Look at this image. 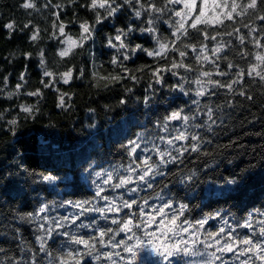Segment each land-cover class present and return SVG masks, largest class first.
Masks as SVG:
<instances>
[{"label": "snow or ice", "instance_id": "1", "mask_svg": "<svg viewBox=\"0 0 264 264\" xmlns=\"http://www.w3.org/2000/svg\"><path fill=\"white\" fill-rule=\"evenodd\" d=\"M22 7L36 9L35 0H25ZM44 7L56 10L52 13L55 17L52 27L56 31L50 38L57 40L60 45L56 55L61 61L83 48L85 41L92 39L98 24L118 18V14L130 10L133 22L117 28L116 34L107 38V46L115 50L110 60L113 72L101 75L93 71L91 79L97 87L103 81L102 87L108 89L129 80L137 85L147 76L149 84L143 103L148 107L157 91L154 85L163 86L166 79L164 74L169 73L178 78V83L169 87L184 95L193 91L187 85L196 86V99L191 100L195 108L189 109L190 114H186L185 108L180 107L168 112L162 119L150 122L159 132L168 133L166 136H148L145 129L119 144L127 156V163L99 170H94V165L89 164L85 171L93 177V195L90 198L65 200L59 204L46 201L34 211L24 214L14 212L12 221H18L19 224L14 226L11 221L8 223L12 233L9 239L17 242L18 251L23 255L9 256L8 250L0 246V264H139L143 253L154 258L152 264H264V210L252 209L242 220L235 222L219 211L192 220L188 218L192 211L189 203L178 200L167 184L159 185L157 182L158 177L169 175V165H184L186 157L191 158L196 154L192 162L197 164L201 157L213 156L215 149L208 151L205 147L212 144V140L195 130L205 129L215 135L213 126L218 124V120L220 125L224 123L222 117H217L223 106L217 105L214 109L208 104L201 105L200 97L213 96L216 94L215 89H223L227 94L253 101L254 97L244 87L245 77L251 78L252 83L258 81L264 86V0H84L82 4H78V0L55 4L52 0H46ZM66 7L87 9L94 19H80L74 13L73 18L65 22L61 16ZM245 17H250L246 23L243 22ZM135 21H140L143 26H138ZM255 21H260V25ZM161 23L168 25L167 36L162 35L158 28ZM68 24H78L80 32L77 38L66 31ZM28 26L24 25L25 28ZM4 27L11 34L15 26L8 23ZM244 29L247 31L244 32ZM136 31L147 34L155 46L145 48L141 44L131 45L129 39ZM220 37H235V41ZM39 39V29H35L29 40L35 42ZM205 41L212 42L211 46ZM246 44H251L253 50L246 49ZM228 49H232L246 66L228 59ZM138 52L151 58L153 63L141 64L136 68L127 67L125 62L131 61ZM190 55L194 63L186 62ZM24 56L30 58L31 53H24ZM38 56L43 89L55 88L57 83L69 85L73 80L85 76L84 69L78 70L79 75L75 74L73 68L62 73L48 70L45 50L41 49ZM219 60H224L227 69L233 71L222 70L217 62ZM206 64L211 65L213 71L204 70ZM179 69L185 73L195 72L196 78L189 79ZM213 75L229 77V80L213 79ZM19 81L14 90L7 91L9 78L4 76L0 97L7 100L20 95L43 98L42 88L23 92L27 83L26 71L20 73ZM237 85L241 87L237 89ZM55 91L58 93L56 107L65 111L71 108L68 103L71 97L58 88ZM123 91L127 95L133 92V88L124 87ZM119 103L125 105L127 100L121 97ZM225 106L232 108L235 105L229 100ZM15 107H18L19 112L11 119L5 116L10 109H0V122L14 136L21 114L25 119H35L39 114L35 104L21 103ZM88 111L91 113L94 109ZM202 113L205 119L203 123H197ZM173 122H176L175 126ZM111 131L119 138L120 125ZM234 147L240 155L245 154L247 146L234 140L217 146L221 149ZM250 155L256 163L249 161L239 172H235V157L227 159L226 164L232 167L233 172L220 181L206 182L210 194L213 190L218 196L243 194L251 178L256 175V170L264 172V145L261 151L253 150ZM221 162L215 159L211 163L204 162V168H213V165L218 167ZM199 172V168L177 167L173 174L176 176L174 183L191 189ZM30 175L37 176L34 182L51 184L59 179L51 173ZM10 177L9 173L4 179L9 180ZM64 179L71 180L72 177ZM117 190L122 191L117 194ZM109 191L114 195H108ZM141 192L146 195L141 196ZM125 193L128 194L127 198ZM153 200L158 203H150ZM56 207L74 211L67 215H50V211ZM92 213L97 215L85 222L87 214ZM98 221H104L106 225L101 227ZM209 221H219L215 230L206 227ZM25 224L34 230L36 248L23 237L19 225ZM240 229L246 232H240ZM58 238L60 243L53 248Z\"/></svg>", "mask_w": 264, "mask_h": 264}, {"label": "trees", "instance_id": "2", "mask_svg": "<svg viewBox=\"0 0 264 264\" xmlns=\"http://www.w3.org/2000/svg\"><path fill=\"white\" fill-rule=\"evenodd\" d=\"M24 2L25 0H0V86H3L4 76H8L7 91L14 90L16 84L20 82V73L26 71L27 83L23 92L42 88L40 84L42 69L39 66L38 56L41 49L45 50L48 70L62 73L68 68H73L76 70L75 74L79 75L78 70L84 69L85 76L83 79L73 80L69 85L62 83L55 85L60 92L67 93L71 97L68 101L71 108L67 111L56 107L58 93L55 88H42L43 98L20 95L7 100L0 97V109H10V112L5 114L6 119L17 116L19 109L15 106L21 103L35 104L39 109V114L35 119L31 117L25 119L23 114L19 116L15 136L0 122V246L8 250L9 256L23 255L18 251L17 242L9 239L12 233L8 223L11 221L14 226L19 224L18 221H12L14 212L24 214L34 211L40 203L46 201L59 204L65 200L77 201L90 198L93 195L91 184L93 177L85 171L89 168V164L94 165V170H99L110 165L127 163V156L119 148V144L134 138L136 133L145 129H147L146 135L148 136L162 135L150 122L160 120L168 112L180 107L185 108L186 114H190L189 109L195 108L191 100L196 99L194 84L187 85L193 90L189 95L170 88L169 86L178 83V78L169 73L164 74L166 79L163 86L154 85L157 91L148 107H145L143 103L145 89L149 84L147 76L137 85H133V82L129 80L108 89L102 87L103 81L100 82V87L96 86V82L91 79V73L98 71L101 75H106L113 72L110 60L115 50L107 46V38L114 36L117 28H123L133 22L134 18L130 17V10L126 9L118 14V18L98 24L92 39L85 41L84 47L77 49L74 55L61 61L56 55L60 45L57 40L50 38L51 34L56 31L52 27L55 20L52 13L56 10L51 7L45 8L46 0H35L36 9L23 8ZM52 2L54 4L66 3V0H52ZM82 3L84 0H78V4ZM74 13L80 19L89 21L94 19L92 13L79 7H66L61 19L65 22L70 21ZM249 19L250 17H245L243 22L246 23ZM8 23H13L15 26L11 34L4 27ZM135 23L143 26L140 21H135ZM255 23L260 25L261 22L255 21ZM26 24L29 25L27 28L24 27ZM158 28L162 35H168V25L161 23L158 24ZM35 29H39L40 39L33 42L29 40V36ZM66 31L77 38L80 29L78 24H68ZM220 39L235 41V37H220ZM129 43L133 46L141 44L145 48L155 46L147 34L139 31L131 34ZM205 43L211 46L212 42L205 41ZM245 48L253 50L251 44H246ZM24 53H31V57L25 58ZM172 55L175 56V54ZM227 56L228 59L234 60L241 66H246L244 61L235 56L232 49L227 50ZM186 62L194 63L191 55ZM217 62L222 70L233 71L227 69L224 60ZM151 63H153L152 59L140 52L135 54L131 61L125 62L129 68ZM204 70L213 71V68L206 64ZM178 71L189 79L196 78L195 72L185 73L183 69ZM212 78L225 82L229 80V77L216 75ZM124 87H132L133 92L126 95L123 91ZM240 87V85L236 86L237 89ZM244 87L254 97L253 101H248L238 95L227 94L223 89H215L216 94L213 96L199 98L201 105L208 104L214 109L217 105L223 106L217 113V117H222L224 123L220 125L218 120V124L213 126L215 135L208 133L205 129L195 130L206 139L212 140V144L205 145V147L208 151L215 149L213 156L201 157L200 162L194 164L192 161L196 154H193L191 158H185L184 165H169L171 171L168 176L157 178L158 184H167L178 200L189 203L192 209L188 216L189 219H199L219 211L235 222L242 220L252 209L264 210V172L256 170V175L251 178L245 192L239 195L218 196L214 190L210 194L206 183L220 181L232 174L233 169L226 164L227 159L235 157V172L246 167L249 161L256 163L250 153L253 150L261 151V146L264 145V135L256 134L264 133V86H261L258 81L252 83L251 78L245 77ZM121 97L127 100L125 105L119 103ZM229 100L234 102V107L225 106ZM89 109H94V112L90 113ZM253 117L256 119L253 120ZM204 119L202 113L196 122L203 123ZM248 121L253 122L248 123ZM118 124L121 128L119 138L111 131ZM175 124L176 122H173V126ZM231 140L247 146L244 155H240L235 147L232 149L217 148L218 145L228 144ZM156 142L159 143V141ZM213 159L223 162L218 167L213 165V168L205 169L204 162L211 163ZM177 167L200 169L199 177L193 182L191 189L174 183L176 176L173 174L177 171ZM9 173L11 174L10 179L5 180L4 177ZM30 173H51L59 179L51 184L34 182L37 176L30 175ZM67 176L72 179H64ZM121 191L117 190V194ZM186 191L188 192L187 199H185ZM107 194L114 195L111 191ZM124 195L127 198L128 194ZM140 195L144 196L146 193L141 192ZM150 203H158V201L153 200ZM73 211L71 208L56 207L50 211V215H67ZM96 215V213L87 214L85 222ZM98 223L101 227L106 225L104 221H98ZM218 223L219 221H209L206 227L215 230ZM19 227H21L24 239L36 248L33 228L26 224L19 225ZM81 231L87 232V230ZM239 231L246 232L243 229ZM59 243L58 238L57 243L52 247H57ZM153 259L143 253L139 264H152Z\"/></svg>", "mask_w": 264, "mask_h": 264}, {"label": "rangeland", "instance_id": "3", "mask_svg": "<svg viewBox=\"0 0 264 264\" xmlns=\"http://www.w3.org/2000/svg\"><path fill=\"white\" fill-rule=\"evenodd\" d=\"M165 133H162V135H164ZM177 143H179V142H177ZM149 257H151L148 253H146Z\"/></svg>", "mask_w": 264, "mask_h": 264}]
</instances>
